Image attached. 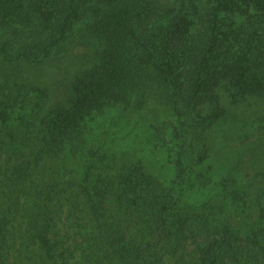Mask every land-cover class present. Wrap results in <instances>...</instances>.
Segmentation results:
<instances>
[{
    "label": "trees",
    "instance_id": "16d2710c",
    "mask_svg": "<svg viewBox=\"0 0 264 264\" xmlns=\"http://www.w3.org/2000/svg\"><path fill=\"white\" fill-rule=\"evenodd\" d=\"M101 1H112L114 7L105 9ZM230 1L209 0L197 20L185 14L180 5L163 12L157 10L153 31L136 32L129 24L131 9L140 15L149 7L135 0H0L1 29L6 27L27 36L13 48L10 37L0 36V51L3 50L0 63L16 66L42 61L54 49L71 42L68 38L75 25L85 19H91L96 26L103 45L99 60L87 72L72 73L71 86L59 99L52 100L50 89L14 70L0 79V123L6 125L11 119V106L27 105L36 93L35 105L48 109L42 119V123L48 124L41 128L47 134L43 140L52 144L48 151L43 141L41 146L32 142L22 153L19 140L26 137L23 132L20 134L22 128L0 126V153L5 151L21 159V163L12 165L22 170L19 187L17 179H7L0 188V264H59L61 252L57 253V240L51 239L49 229L54 206L63 204H81L77 209L92 226L87 232L94 228L99 231L95 237L100 242L97 248L94 245L97 240L90 243V250L83 254V264H167L169 255L174 256L173 262L178 261L175 264H184L183 255H177L184 234L176 192L156 188L158 181L132 171L120 177L117 185L109 174L95 177L96 157L92 155L97 153L96 149L90 150L93 160L85 165L81 175H66L62 185L61 181L45 183L33 164L42 157L41 152L48 157L71 147L72 140L81 132L79 119L85 112L126 99L128 93L119 83L136 68L159 96L177 102L175 110L207 106L212 117L221 113L217 87L223 83L235 93L264 92V20H253L251 26L244 29L242 25L238 29L234 18L226 19L223 13ZM247 2L264 10V0ZM194 7L191 1L189 8ZM37 149L41 152L37 153ZM114 196L131 205L125 211L128 214L134 211L138 222L135 225L145 227L146 237L129 240L128 229L122 224L124 210L106 205ZM222 207L213 205L210 224L206 223L205 228L226 239L228 247L212 248L208 242H197V247L209 254H203L200 262L194 264L227 262L224 253L233 249L232 240L237 235L227 218L217 217ZM18 208L26 212L24 228L19 232L20 239L10 241L13 235L8 227L13 217L10 214ZM260 215L264 218V207L260 208ZM259 229L258 226L254 233ZM153 235L165 240L157 247L154 240L150 241ZM247 242L264 246V238L258 236ZM10 253L12 260H8Z\"/></svg>",
    "mask_w": 264,
    "mask_h": 264
},
{
    "label": "rangeland",
    "instance_id": "374dc122",
    "mask_svg": "<svg viewBox=\"0 0 264 264\" xmlns=\"http://www.w3.org/2000/svg\"><path fill=\"white\" fill-rule=\"evenodd\" d=\"M135 1L146 3L149 7V10L140 15L134 12V8L131 9L129 24L136 28V32L153 31L154 12L157 10L163 12L180 5L185 14L197 20L209 2ZM191 1L195 5L192 9L189 8ZM247 1L231 0L223 12L226 19L234 18L238 29H242V25L244 29L251 26L253 20H264V10ZM101 7L110 10L114 3L101 1ZM97 32L91 19H85L75 25L68 38L71 42L54 49L42 61L23 62L16 66L0 63V79L5 73L14 70V73L25 75L50 89L52 100L59 99V96L63 97L69 90L72 73L87 72L99 60L103 45L100 44ZM0 36L2 39L3 36L11 38V48L21 44L27 37L15 34L6 27H0ZM0 52L1 55L3 50ZM121 81L120 86L128 93L126 99L85 112L79 119L81 132L72 140V149L63 148L56 155L48 157L37 149V153L41 152L39 155L42 156L33 164L38 176H42L45 183L61 181L62 185L66 175H81L85 165L93 160L90 150L96 149L97 153L92 155L93 158L96 157L95 177L109 174L117 185L119 178L126 173L137 172L138 175H149L158 181L156 188L164 191L168 189L178 194L180 200L177 205L181 206L183 214L181 220L184 241L177 255H183L184 264L200 262L203 254H209L200 250L197 242H208L212 248L228 247L226 239L205 228L206 223L210 224L213 205L216 204L224 206L217 217L227 218L237 235L232 240L233 249L225 253V248L223 250L225 259L227 258L225 264H264V246L247 242L255 236L264 238V218L260 215V208L264 207V92L235 93L223 83L217 87L218 108L221 113L212 117L207 106L175 110L177 102L159 96L143 79L138 68ZM36 95L33 93L30 97L32 101L27 105L11 106V119L6 125L0 123V126L22 128L20 134H26L23 140H19L22 153L28 150L26 145L32 142L40 144L43 141L48 151L52 149L51 142L43 140V136H47L46 132L41 130L43 126H48L42 123L48 109L35 105L34 102L38 99ZM49 115L50 113L47 116ZM15 159V156L7 155L5 151L0 153V188L7 179H17V187L20 186L22 170L12 163L16 162L17 165L21 163V159ZM20 190L18 192L23 195ZM114 197H110L111 202L106 205L124 210L121 215L122 224L128 229L129 240L146 237L145 227L138 228L135 225L138 222L134 218V211L131 214L125 211L131 205ZM70 205L54 206L49 236L57 240V253L61 252L59 264H83V254L90 250V243L97 240L95 235L99 231L94 228L87 232L92 226L83 212L77 209L81 204ZM25 214L23 208L10 214L13 216L8 223L13 232L10 241L13 238H16L15 241L20 239L19 232L24 228ZM128 226L135 230L131 232ZM258 226V233H254ZM152 240L158 247V243H163L165 239L159 240V236L153 235L150 238ZM99 242L97 240L94 243L96 248ZM11 253L8 260H12ZM173 259L174 256L169 255L166 263L178 262H173Z\"/></svg>",
    "mask_w": 264,
    "mask_h": 264
}]
</instances>
